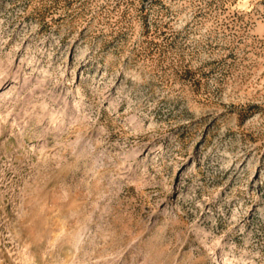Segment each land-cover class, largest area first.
<instances>
[{
    "label": "rangeland",
    "instance_id": "374dc122",
    "mask_svg": "<svg viewBox=\"0 0 264 264\" xmlns=\"http://www.w3.org/2000/svg\"><path fill=\"white\" fill-rule=\"evenodd\" d=\"M0 264H264V0H0Z\"/></svg>",
    "mask_w": 264,
    "mask_h": 264
}]
</instances>
